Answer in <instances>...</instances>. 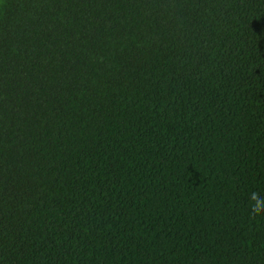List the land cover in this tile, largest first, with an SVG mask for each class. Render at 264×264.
Returning a JSON list of instances; mask_svg holds the SVG:
<instances>
[{"label":"trees","instance_id":"1","mask_svg":"<svg viewBox=\"0 0 264 264\" xmlns=\"http://www.w3.org/2000/svg\"><path fill=\"white\" fill-rule=\"evenodd\" d=\"M264 0H0V264H264Z\"/></svg>","mask_w":264,"mask_h":264},{"label":"clouds","instance_id":"2","mask_svg":"<svg viewBox=\"0 0 264 264\" xmlns=\"http://www.w3.org/2000/svg\"><path fill=\"white\" fill-rule=\"evenodd\" d=\"M250 213L253 218L264 217V191H251L248 193Z\"/></svg>","mask_w":264,"mask_h":264}]
</instances>
